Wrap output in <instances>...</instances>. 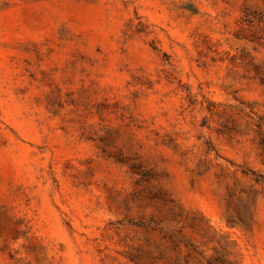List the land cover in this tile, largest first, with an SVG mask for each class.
Masks as SVG:
<instances>
[{
    "label": "rangeland",
    "instance_id": "obj_1",
    "mask_svg": "<svg viewBox=\"0 0 264 264\" xmlns=\"http://www.w3.org/2000/svg\"><path fill=\"white\" fill-rule=\"evenodd\" d=\"M0 264H264V0H0Z\"/></svg>",
    "mask_w": 264,
    "mask_h": 264
}]
</instances>
